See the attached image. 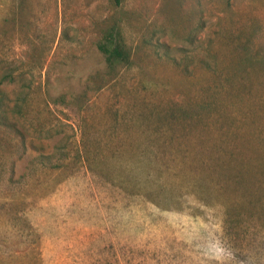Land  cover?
<instances>
[{"label": "rangeland", "instance_id": "374dc122", "mask_svg": "<svg viewBox=\"0 0 264 264\" xmlns=\"http://www.w3.org/2000/svg\"><path fill=\"white\" fill-rule=\"evenodd\" d=\"M0 264H264V0H0Z\"/></svg>", "mask_w": 264, "mask_h": 264}, {"label": "trees", "instance_id": "16d2710c", "mask_svg": "<svg viewBox=\"0 0 264 264\" xmlns=\"http://www.w3.org/2000/svg\"><path fill=\"white\" fill-rule=\"evenodd\" d=\"M120 1L113 0L116 5H119ZM97 50L104 57L108 69L113 70L116 64L129 61L126 51L115 42L113 32L108 33L104 41L97 44Z\"/></svg>", "mask_w": 264, "mask_h": 264}]
</instances>
